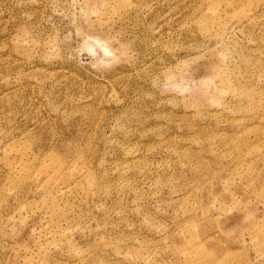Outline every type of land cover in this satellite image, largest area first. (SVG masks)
Wrapping results in <instances>:
<instances>
[{"label": "rangeland", "instance_id": "rangeland-1", "mask_svg": "<svg viewBox=\"0 0 264 264\" xmlns=\"http://www.w3.org/2000/svg\"><path fill=\"white\" fill-rule=\"evenodd\" d=\"M0 264H264V0H0Z\"/></svg>", "mask_w": 264, "mask_h": 264}]
</instances>
